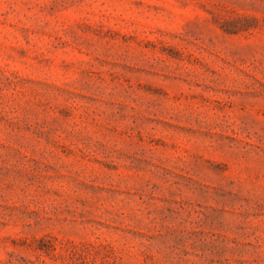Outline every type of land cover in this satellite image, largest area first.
I'll use <instances>...</instances> for the list:
<instances>
[{"label":"rangeland","instance_id":"obj_1","mask_svg":"<svg viewBox=\"0 0 264 264\" xmlns=\"http://www.w3.org/2000/svg\"><path fill=\"white\" fill-rule=\"evenodd\" d=\"M0 264H264V0H0Z\"/></svg>","mask_w":264,"mask_h":264}]
</instances>
